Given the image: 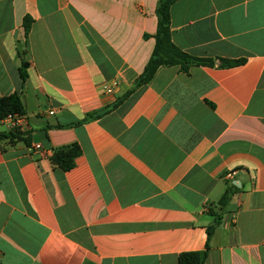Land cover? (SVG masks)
<instances>
[{"label": "crops", "instance_id": "0c3cea01", "mask_svg": "<svg viewBox=\"0 0 264 264\" xmlns=\"http://www.w3.org/2000/svg\"><path fill=\"white\" fill-rule=\"evenodd\" d=\"M156 4L0 0V96L18 92L27 120L0 137V264H179L206 242L203 264H264V0H175L178 46L245 60L161 65L113 109L75 123L133 86ZM72 142L80 153L63 169L50 156Z\"/></svg>", "mask_w": 264, "mask_h": 264}, {"label": "trees", "instance_id": "16d2710c", "mask_svg": "<svg viewBox=\"0 0 264 264\" xmlns=\"http://www.w3.org/2000/svg\"><path fill=\"white\" fill-rule=\"evenodd\" d=\"M175 0H157L155 12L157 16L156 30L154 32L155 43L152 52L143 68L134 80L131 88L125 91L121 96L115 99L112 103L104 105L100 108L87 111L82 118L75 121L81 123L86 120L98 118L103 114L113 109L119 102L122 101L128 94L141 84L149 81L157 68L161 65L170 66L177 65L182 71L189 72V68L193 65H214L231 66L242 63L245 58H229L223 56H207L190 53L178 46L171 37L170 26V6ZM32 19L26 15L23 18L24 33L27 35ZM28 62L22 60L19 67V73L22 83L24 84L27 77ZM9 112H17L24 114L25 109L23 101L18 92L14 91L0 96V120ZM18 129H9L8 133L0 132V137H8L13 139L19 136ZM27 141V138L25 137ZM80 153V146L76 142L67 145H61L54 149L50 156L51 161L63 169H69L74 165L75 156ZM237 186L230 183L225 188L223 194L218 200L219 212L214 213L213 221L207 226V238L212 234L215 226L219 224L222 217L224 207L228 203L232 194L236 191ZM208 242L201 250L183 251L178 254L179 264H203L207 255Z\"/></svg>", "mask_w": 264, "mask_h": 264}, {"label": "built area", "instance_id": "2783aa9c", "mask_svg": "<svg viewBox=\"0 0 264 264\" xmlns=\"http://www.w3.org/2000/svg\"><path fill=\"white\" fill-rule=\"evenodd\" d=\"M107 91H110L111 88L108 86L104 87ZM49 113H53L55 112L54 108H50L48 110ZM1 120H3L7 127L9 129H18V130H22L27 126V120L24 114L22 113H17V112H9L7 113ZM35 147L39 148L41 147L40 143H35L34 144ZM30 147V145H29ZM233 171L232 170H228L225 172V176L226 177H231L232 176Z\"/></svg>", "mask_w": 264, "mask_h": 264}]
</instances>
